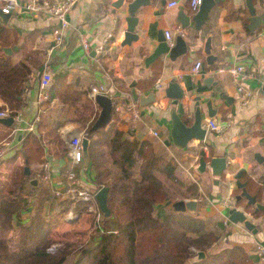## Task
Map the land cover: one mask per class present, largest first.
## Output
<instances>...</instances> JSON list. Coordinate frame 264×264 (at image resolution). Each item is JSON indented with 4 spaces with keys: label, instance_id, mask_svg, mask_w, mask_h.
I'll return each instance as SVG.
<instances>
[{
    "label": "crops",
    "instance_id": "crops-1",
    "mask_svg": "<svg viewBox=\"0 0 264 264\" xmlns=\"http://www.w3.org/2000/svg\"><path fill=\"white\" fill-rule=\"evenodd\" d=\"M26 1L19 0V5L9 13L6 21L0 17V24L15 31L18 37L19 44L13 46L17 49L9 55L18 60L19 45L27 43L39 61L24 85L21 120L14 121L11 140L4 142L8 147L6 157L10 158L12 151L20 149L27 133L41 136L43 163H48L51 187H58L71 167L70 139L87 136L101 110L90 96V89L92 86H104L112 100L111 118L105 127L91 135L92 138L87 136L89 149L92 141L104 139L111 127L121 131L126 139L151 142L157 154L175 161L173 174L183 171L189 185H196L193 186L195 194L176 200L197 199V212L225 225L226 236L213 249L220 252L241 247L256 264L257 246L264 244V213L255 215L254 206L247 210L245 198L241 205L236 204L235 199L241 191L236 193L239 188L235 176L240 171L242 174L246 172L264 188V165L256 158L257 153L264 156V19L252 33L248 28L251 15L247 0H223L212 7L205 23L196 32L193 24L183 29L175 23L182 6L185 11H191L189 0H175L177 5L173 7L167 6L172 0L163 3L162 0H150L135 13L138 21L134 31L138 38L122 45L126 30V3L115 9L112 3L117 0H78L66 15L69 25L64 31L63 43L55 46L52 31L59 25L58 20L53 16L27 12L22 5ZM252 2L257 14H264V0ZM2 4L3 0H0V8ZM165 31L170 32L173 46L176 37L182 36L187 44L186 51L174 59L162 55L146 66L144 59L153 52L158 35ZM207 38H210V53L214 55L209 64L204 50ZM100 45L103 49L98 51ZM197 60H201L203 65L199 72L193 74L190 68ZM44 64L51 70L53 78L47 99L40 102L39 78ZM235 65L245 66L252 74L245 81V86L252 90L250 101L245 105L231 74L219 72L222 67ZM158 80L161 81L159 88L156 87ZM171 80L182 89V101L189 108L199 98L202 126L205 128L206 123L212 120L222 127L220 132L207 130L204 141L191 140L185 148L173 144L170 128L175 106L171 105L164 92ZM217 87L222 92L217 91ZM132 92L137 100H134ZM151 93L155 95L154 101L141 105L139 99ZM208 100L216 110L211 118L207 115ZM129 101L138 105L140 118L136 121L132 120L126 107ZM183 118L188 122L191 120ZM30 123L33 130L27 131ZM150 130H156L158 136H152ZM51 136H57L65 143L67 151L54 144ZM102 147L105 148L101 151L106 152V146ZM201 150H204L207 162L214 155L226 157L227 168L222 176L214 175L208 166L203 172L198 170ZM20 158L18 155L16 159ZM39 164L32 167L38 178L43 171L42 164ZM90 164L89 152L88 165L83 161L75 168L82 184H87L85 186H93ZM171 180L175 181L173 177ZM248 190L255 194V187L250 189L248 186ZM262 194V198L257 200L264 203V189ZM158 204H155V210ZM233 207L248 214L258 229L257 233L248 230L243 223L229 221V210ZM166 209L158 210V217L163 218Z\"/></svg>",
    "mask_w": 264,
    "mask_h": 264
},
{
    "label": "trees",
    "instance_id": "trees-1",
    "mask_svg": "<svg viewBox=\"0 0 264 264\" xmlns=\"http://www.w3.org/2000/svg\"><path fill=\"white\" fill-rule=\"evenodd\" d=\"M18 44L16 32L0 24V111H7L10 116L21 112L24 85L32 68L39 62L27 43L19 45L18 60L4 53L3 48ZM11 130L12 125L0 123V134H4L8 141L11 140ZM95 132L87 136L92 138ZM41 140V136L27 133L20 149L13 152L17 155L6 160L15 162L19 155L23 165H13L8 179L0 181V264H63L68 257L65 250L56 254L47 251V230L44 229L47 217L38 216V221L34 222L39 209L32 211V204L36 201L45 211H55L63 204H66L62 208L64 211L71 207L70 200L61 202L44 189L37 172L32 170L34 165L44 161ZM50 140L62 151H67L66 144L57 136H51ZM94 144L98 145L95 147ZM97 146H106V152L100 151ZM89 152L94 187L85 186L86 183L83 185L95 189L108 187L110 214L107 217L102 215L99 226L86 241L88 247L82 250L74 264H185L192 255L190 247L205 249L220 240L221 229H226L223 222L213 225L220 233L213 230L204 232V222L198 217L192 219L171 212L163 218L156 216L155 204L167 198L156 172L172 179L176 163L166 155L157 154L151 142L126 139L121 131L111 127L104 139L95 143L92 141ZM25 167L29 168L28 175L25 174ZM32 178L38 179L35 186L30 183ZM241 181L247 182V189L248 186L250 189L255 187L254 195L258 200L262 198L264 188L246 172L241 175ZM240 191L238 189L236 193ZM235 200L238 206L243 203V199ZM78 207V213L86 211L84 202L78 203ZM245 207L252 209L249 205ZM261 213L264 211L255 215ZM15 226L20 229V249L18 253H11L8 240ZM33 229L36 232L34 245ZM189 233H194L196 237L190 238ZM206 259L192 264H253L245 250L238 246L213 253Z\"/></svg>",
    "mask_w": 264,
    "mask_h": 264
},
{
    "label": "water",
    "instance_id": "water-1",
    "mask_svg": "<svg viewBox=\"0 0 264 264\" xmlns=\"http://www.w3.org/2000/svg\"><path fill=\"white\" fill-rule=\"evenodd\" d=\"M221 1L223 0H201V4L198 6V9L195 13L189 10L185 11L184 7L182 6L177 13L175 23L179 24L183 29L193 24L195 31L198 32L205 23L208 13L212 9V7H214L216 4H219ZM149 2L150 0H131L130 2H126L125 0H117L112 3V6L115 9L120 8L126 3V30L124 32V39L122 45L130 44L132 41L138 38L137 34L134 31L138 21L135 13L140 7L147 5ZM163 2H165V0H162V3ZM247 4L251 15L249 18L250 24L248 28L251 30L252 33H254L259 26L258 24H260L264 19V14H257V9L254 7L252 0H247ZM0 17L3 19V21H6L9 17V13H2L0 8ZM204 47L206 53L205 59L206 62L209 64L211 63L212 59H214V55L210 53V38H207ZM16 49L17 47H5L3 48V51L4 53L9 55L12 53L13 50ZM186 49L187 44L182 36L178 35L175 39V45L169 47L166 43L164 34L161 32V34L158 35L157 45L155 46L153 52L146 56V58L144 59V63L146 66H148L150 63H152L154 60H156L162 55H168L171 59H174L178 55L184 53ZM217 91L222 92V89L217 87ZM164 92L166 97L171 100V105L175 106L174 110H172L171 113L170 128V136L173 144L179 148H185L188 142L191 140H196L198 142L204 141L206 135V128L202 126L203 118L201 116L199 98H196L194 100L193 107L189 108V106L183 103L182 99L184 97V93L182 89L178 86V84L174 82V80H171L167 84ZM132 93L134 100H137L136 94L134 92ZM154 96V93H151L148 96L141 97L139 99V103L141 105H146L149 102L154 101ZM94 100L100 106L101 110L97 119L91 126L89 133L105 127L110 122L111 118L112 100L105 95H97L95 96ZM206 107L208 117H213L216 110L212 108L211 100H208L206 102ZM183 117H187L191 120L188 122V120H184ZM0 123L7 126H11L14 123V120L12 117L0 118ZM89 144L90 139L85 135L82 136L81 148L85 165H88L89 163ZM256 158L259 163L264 165V156L261 153H257ZM207 166L211 169L214 175L222 176L224 174L225 169L227 168L226 157L214 155L207 162L205 160V152L204 150H201L199 153L198 170L203 172ZM25 174H29L28 167H25ZM241 175L242 171L238 172L235 176L236 185L239 189H241V193L237 195L236 199L241 200L245 198L249 206L255 207V214L259 211H264V203L258 201L257 197L255 195H252L248 191L247 182L241 181ZM30 183L32 185H36L37 179L34 178L30 180ZM107 194L108 187L105 186L100 187L95 194V199L97 201L98 207L105 217L109 216L110 214L109 208L107 206ZM197 203V199L176 200L172 204V207L177 212L195 213L197 209ZM229 220L232 223H243L245 227L253 233L258 232L255 223L251 220V218H249L248 214L244 210H240L237 207H233L229 210ZM205 256L206 255L203 251H199L197 253V259L190 260V262L194 263V261H202Z\"/></svg>",
    "mask_w": 264,
    "mask_h": 264
},
{
    "label": "built area",
    "instance_id": "built-area-1",
    "mask_svg": "<svg viewBox=\"0 0 264 264\" xmlns=\"http://www.w3.org/2000/svg\"><path fill=\"white\" fill-rule=\"evenodd\" d=\"M78 0H28L23 5L24 9L29 13L34 14H43L55 17L59 25L55 27L52 31L53 34V42L55 46H59L63 43L64 31L67 29L69 23L66 19L67 13L74 6V4ZM201 4V0H190L189 9L192 12H196L198 6ZM19 5V0H3V4L1 6V12L8 14L10 13L16 6ZM177 2L172 0L168 2V7L176 6ZM183 35V33L181 34ZM166 43L169 47L173 46V41L171 39V35L169 31L164 32ZM83 46L86 48V44L83 43ZM103 49V45L98 47V51ZM203 62L201 60H197L191 66L190 70L193 74L199 72L202 68ZM219 72H228L233 77L236 83V89L238 93L241 95V100L243 104H248L250 98L252 96V90L245 86V81L252 74L246 69L243 65H235L229 68H220ZM53 75L51 70L44 64V67L41 71L39 78V101L43 102L48 97V89L50 87ZM161 86V81L158 80L156 82V87L159 88ZM96 95H105L109 96V91L104 86H92L90 89V96L95 98ZM126 107L130 112L131 118L133 121H136L140 118V113L138 110V105L129 101L126 103ZM22 113L19 112L14 116H10L7 111H0V118L12 117L14 121L21 120ZM38 118L35 119L37 121ZM206 131H214L220 132L222 127L217 124L215 121L209 120L205 125ZM27 131L33 130V124L30 123L26 128ZM150 134L154 137L158 136V132L156 130H150ZM69 156L71 161V167L66 171L64 176V181L56 187L52 188L50 183V175L48 172V163L44 162L42 166V173L40 174V182L44 187L48 188L51 194L56 197L57 200L63 202L65 200L71 201V207L66 211L67 217H75L78 213L77 206L78 203L84 202L86 204V212L92 215L94 220V226L97 227L100 224V219L103 215L101 210L97 207L95 194L99 188H86L82 184L78 173L76 172V166L80 165L83 162L82 156V148H81V135L72 137L69 141L68 145ZM63 210V209H62ZM230 221V220H229ZM257 255L258 260L256 264H264V244H259L257 246Z\"/></svg>",
    "mask_w": 264,
    "mask_h": 264
},
{
    "label": "rangeland",
    "instance_id": "rangeland-1",
    "mask_svg": "<svg viewBox=\"0 0 264 264\" xmlns=\"http://www.w3.org/2000/svg\"><path fill=\"white\" fill-rule=\"evenodd\" d=\"M4 134H0V181H5L8 179V176L10 174V169L13 165H23V161L21 158L18 160L16 159L15 162H6L8 159L6 157V144L4 143L7 141V137H5ZM102 140V139H101ZM8 148V147H7ZM102 148L105 147L98 146V149L101 151ZM160 151V150H159ZM14 151H12L11 156L14 154ZM157 153V152H156ZM159 154V153H158ZM17 152L15 153L16 156ZM105 158V157H104ZM181 170V168H180ZM186 172V171H185ZM157 178L160 180V182L163 184V187L166 191L167 198L158 204L155 214L158 217V210L165 209L167 207V213H175L177 216H187L190 218L198 219L200 218L203 220V227L204 232L208 230H213L217 233H220L219 229L216 228L214 223H216L215 220H212L208 216L202 215L199 211L195 213H180L174 211L172 204L176 201L178 198L182 197H188L189 195L195 194V184L189 185V181H187V177L184 175L183 171L173 174V179L175 181H172L169 177L164 175L162 172H156ZM44 189L50 190L44 185H42ZM232 202V201H231ZM39 202L36 201L34 204H32V211H35V219L34 222L38 221V216L42 218L47 217V226L44 229L47 230V239H48V248L47 251L51 254H56L61 251H66L68 254L67 260L63 264H74L77 257L80 255L83 249L88 247L86 241L89 240L90 235L94 232L95 226H94V220L92 218V215L89 214L86 211H83L81 213H77L74 217H67L66 211L64 209L60 211L63 208V205L61 208H58L55 211H45L42 208L38 206ZM45 205H49V203H46ZM66 205V204H65ZM64 205V206H65ZM68 205V204H67ZM97 207L98 204L96 203ZM99 208V207H98ZM79 207L77 206V210ZM68 210V209H67ZM87 213V214H86ZM186 214V215H183ZM44 216V217H43ZM160 216V214H159ZM198 217V218H196ZM189 220V219H187ZM219 222V221H217ZM225 227V226H224ZM221 229V227H219ZM222 235L220 240H217L213 244H211L209 247L205 249H196L194 247H190V251L192 252L191 257L188 259V261L185 264H192L190 260H196L197 259V253L199 251H203L205 253V258L203 260H207L208 256L212 255L213 253L217 252L213 248L215 245L220 244L223 240V238L226 236V231L222 230ZM35 236L36 232L33 229L32 231V244H35ZM190 238H195L196 235L194 233H189ZM20 237V229L18 226H15V229L11 232L10 238L8 240V247L11 249V253H18L20 246L18 244V238ZM208 238V237H206ZM202 260V261H203ZM201 262V261H199ZM194 263H198L197 261H194Z\"/></svg>",
    "mask_w": 264,
    "mask_h": 264
}]
</instances>
